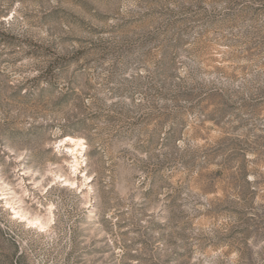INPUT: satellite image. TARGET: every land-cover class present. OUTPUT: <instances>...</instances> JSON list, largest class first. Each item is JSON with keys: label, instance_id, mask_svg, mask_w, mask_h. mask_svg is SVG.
Segmentation results:
<instances>
[{"label": "rangeland", "instance_id": "rangeland-1", "mask_svg": "<svg viewBox=\"0 0 264 264\" xmlns=\"http://www.w3.org/2000/svg\"><path fill=\"white\" fill-rule=\"evenodd\" d=\"M0 264H264V0H0Z\"/></svg>", "mask_w": 264, "mask_h": 264}, {"label": "bare ground", "instance_id": "bare-ground-1", "mask_svg": "<svg viewBox=\"0 0 264 264\" xmlns=\"http://www.w3.org/2000/svg\"><path fill=\"white\" fill-rule=\"evenodd\" d=\"M73 140V139H72ZM74 141V140H73ZM76 144H79V142H77ZM31 222H34V221H31Z\"/></svg>", "mask_w": 264, "mask_h": 264}]
</instances>
